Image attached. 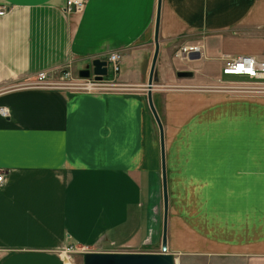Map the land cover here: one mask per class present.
I'll return each mask as SVG.
<instances>
[{
	"label": "crops",
	"instance_id": "0c3cea01",
	"mask_svg": "<svg viewBox=\"0 0 264 264\" xmlns=\"http://www.w3.org/2000/svg\"><path fill=\"white\" fill-rule=\"evenodd\" d=\"M64 2L0 0V264L156 251L161 160L148 92L163 132L168 254L264 264V97L211 90L229 82L225 59L264 61V0H87L71 14ZM189 46L199 51L177 56ZM112 53L109 89L75 87ZM42 71L64 84L29 86Z\"/></svg>",
	"mask_w": 264,
	"mask_h": 264
},
{
	"label": "water",
	"instance_id": "95a60500",
	"mask_svg": "<svg viewBox=\"0 0 264 264\" xmlns=\"http://www.w3.org/2000/svg\"><path fill=\"white\" fill-rule=\"evenodd\" d=\"M159 13V3L157 5V17L154 32V44L155 49L150 65L147 88L151 89L152 74L157 57L158 45H157V20ZM199 58V54H194L191 59ZM93 75L95 81H101L107 76L106 62L99 59H94L91 62V68L81 70L78 72V76L83 79H87ZM190 72H178L177 77L187 78L190 77ZM148 106L153 119L157 125L160 141V160H161V181H162V203H163V216L161 227V252L160 253H113V252H86L81 254L82 264H174L171 254L165 253L166 251V221H167V193L165 185V172H164V148H163V133L162 125L157 116V113L152 104L150 93L147 95Z\"/></svg>",
	"mask_w": 264,
	"mask_h": 264
},
{
	"label": "built area",
	"instance_id": "2783aa9c",
	"mask_svg": "<svg viewBox=\"0 0 264 264\" xmlns=\"http://www.w3.org/2000/svg\"><path fill=\"white\" fill-rule=\"evenodd\" d=\"M87 0H65L63 10L65 13H79L84 3ZM5 14V9L0 7V16ZM182 49V50H181ZM179 50L178 56L188 55L190 52L199 51L197 46L182 47ZM107 73L110 71L113 75H116L119 71L120 55L112 53L105 59ZM67 71H65L66 73ZM221 74L224 76H239L245 77L252 80H258L264 83V61H260L252 56H240L233 59H225L221 68ZM83 82L75 84V87L82 89L83 91H104L109 89L112 85L105 82L104 79L101 81H95L92 77L83 79ZM36 83H39L42 88L59 87L64 82L57 83L49 80L47 73L38 72L36 75ZM0 115L6 117L7 111L0 109ZM3 183V174L0 171V185ZM75 251L72 247L66 248V252ZM79 252H85L86 248L78 249Z\"/></svg>",
	"mask_w": 264,
	"mask_h": 264
},
{
	"label": "rangeland",
	"instance_id": "374dc122",
	"mask_svg": "<svg viewBox=\"0 0 264 264\" xmlns=\"http://www.w3.org/2000/svg\"><path fill=\"white\" fill-rule=\"evenodd\" d=\"M182 50V49H181ZM196 54V53H194ZM179 55V52L177 53V56ZM221 71V69H220ZM110 73V71H109ZM213 73L217 76V71L214 70ZM220 74V72H219ZM219 78V76L217 77ZM220 79H224V80H229V82L225 83V82H217V83H213L214 86H216V88H211V90H219L222 93H220L221 95H227V96H263L264 97V83L258 80H252V79H248L245 77H239V76H224L221 74ZM212 85V83H210ZM39 83H36V78L30 83L29 86L31 87H38V88H42L41 86H39ZM210 85V86H211ZM176 86V85H174ZM208 90V89H207ZM162 123L164 124V122L162 121ZM170 131V128L168 129ZM163 133V132H162ZM170 135V134H169ZM164 145V142H163ZM162 207H163V203H162ZM161 243V241H160ZM168 248V247H167ZM161 252V246L159 244V246H157V249L154 253H160ZM75 253L77 254L78 252ZM165 253H168V249L165 251ZM75 254V255H76ZM81 258L80 255H77V258ZM173 258V262L174 264H202L199 262V260L195 257H181V256H174L172 255ZM78 261H80V259H78ZM80 264V263H79ZM208 264H212V262L208 263ZM228 264V263H225Z\"/></svg>",
	"mask_w": 264,
	"mask_h": 264
},
{
	"label": "bare ground",
	"instance_id": "6f19581e",
	"mask_svg": "<svg viewBox=\"0 0 264 264\" xmlns=\"http://www.w3.org/2000/svg\"><path fill=\"white\" fill-rule=\"evenodd\" d=\"M103 61V60H102ZM64 74V73H63Z\"/></svg>",
	"mask_w": 264,
	"mask_h": 264
}]
</instances>
